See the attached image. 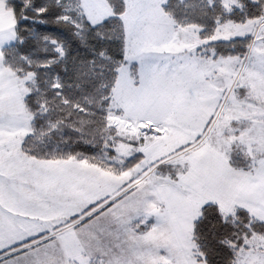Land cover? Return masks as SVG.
<instances>
[{"label": "snow or ice", "instance_id": "snow-or-ice-1", "mask_svg": "<svg viewBox=\"0 0 264 264\" xmlns=\"http://www.w3.org/2000/svg\"><path fill=\"white\" fill-rule=\"evenodd\" d=\"M0 264H264V0H0Z\"/></svg>", "mask_w": 264, "mask_h": 264}]
</instances>
